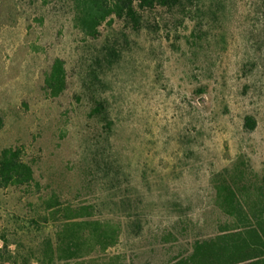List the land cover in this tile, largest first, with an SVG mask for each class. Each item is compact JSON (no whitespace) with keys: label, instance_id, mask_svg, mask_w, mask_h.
I'll return each mask as SVG.
<instances>
[{"label":"rangeland","instance_id":"374dc122","mask_svg":"<svg viewBox=\"0 0 264 264\" xmlns=\"http://www.w3.org/2000/svg\"><path fill=\"white\" fill-rule=\"evenodd\" d=\"M195 5L176 29L129 34L128 50L101 75L119 170L110 179L84 167L88 121L78 79L91 43L39 0H0V148L20 149L41 196L53 190L71 204H91L94 219L118 226L105 257L164 260L211 231L220 215L212 184L218 171L242 158L264 173V0ZM54 57L63 60L66 85L50 98L41 82ZM36 196L0 189V234L8 241L0 239V264H21L22 256L39 264L51 225L26 223ZM167 232L177 240L169 247L161 241Z\"/></svg>","mask_w":264,"mask_h":264},{"label":"trees","instance_id":"16d2710c","mask_svg":"<svg viewBox=\"0 0 264 264\" xmlns=\"http://www.w3.org/2000/svg\"><path fill=\"white\" fill-rule=\"evenodd\" d=\"M39 1L41 5L61 11L81 41H89L92 45L78 79L88 121L85 136L89 145L84 167L93 176L97 173L113 179L119 170L111 153L113 122L100 94L101 75L128 50L129 34L141 30L158 34L167 24L176 29L199 0ZM65 85L63 60L54 57L42 75V92L54 98ZM253 125L251 117L244 118L245 129L250 130ZM212 184L213 203L220 215L211 223V231L195 235L187 247L166 253L164 260L154 264H264V173L252 172L245 161L238 158L230 167L218 171ZM7 188L24 195H37L35 217L26 220L27 224L38 230L41 225H51V234L40 240L37 249L39 264H150L125 263L118 256L105 257L106 250L118 241V226L94 219L91 204H71L53 190L41 196L40 183L34 179L30 164L21 159L18 148H0V189ZM133 225L138 227L136 223ZM0 239L3 246L8 244L2 233ZM161 241L169 247L177 240L167 232ZM12 242L19 247L16 239ZM5 258L12 260L9 255ZM27 262L28 256L20 258L21 264Z\"/></svg>","mask_w":264,"mask_h":264}]
</instances>
